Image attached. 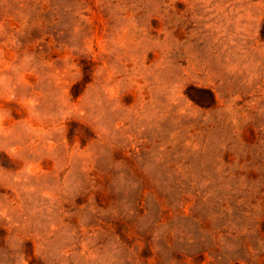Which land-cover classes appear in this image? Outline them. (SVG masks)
<instances>
[{"label":"rangeland","instance_id":"1","mask_svg":"<svg viewBox=\"0 0 264 264\" xmlns=\"http://www.w3.org/2000/svg\"><path fill=\"white\" fill-rule=\"evenodd\" d=\"M0 264H264V0H0Z\"/></svg>","mask_w":264,"mask_h":264}]
</instances>
